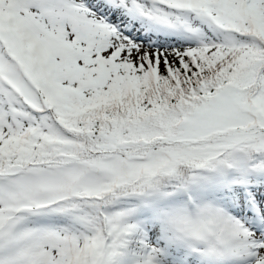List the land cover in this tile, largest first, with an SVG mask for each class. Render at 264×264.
I'll return each instance as SVG.
<instances>
[{"label":"snow or ice","instance_id":"1","mask_svg":"<svg viewBox=\"0 0 264 264\" xmlns=\"http://www.w3.org/2000/svg\"><path fill=\"white\" fill-rule=\"evenodd\" d=\"M0 264H264V0H0Z\"/></svg>","mask_w":264,"mask_h":264}]
</instances>
